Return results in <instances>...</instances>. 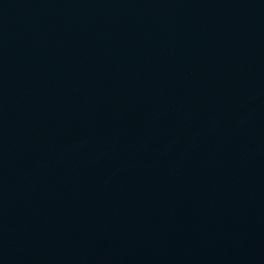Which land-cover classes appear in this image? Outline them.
<instances>
[{"label":"water","instance_id":"obj_1","mask_svg":"<svg viewBox=\"0 0 264 264\" xmlns=\"http://www.w3.org/2000/svg\"><path fill=\"white\" fill-rule=\"evenodd\" d=\"M0 264H264V0H0Z\"/></svg>","mask_w":264,"mask_h":264}]
</instances>
